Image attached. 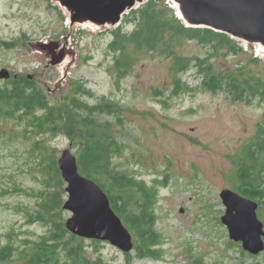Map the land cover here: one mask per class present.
<instances>
[{
  "label": "rangeland",
  "instance_id": "374dc122",
  "mask_svg": "<svg viewBox=\"0 0 264 264\" xmlns=\"http://www.w3.org/2000/svg\"><path fill=\"white\" fill-rule=\"evenodd\" d=\"M165 4L169 6V0ZM131 28L123 25L124 31ZM112 30L70 28L51 0H0V69L12 76H32L30 80L54 107L68 104L74 96L89 106L101 99L117 104L115 115L98 118L110 124L122 145L113 166L148 187L162 183L156 186L153 205L160 242L154 248L159 257H139L133 235L129 254L109 242L73 235L84 247L83 254L91 260L100 257L103 264H264V252L248 255L240 243L229 239L221 223L225 207L219 197L223 189L235 191L231 159L259 126L264 127V104L258 99L250 104L234 102L225 92L204 90L194 63L208 58L210 51L196 41L184 40L177 49L179 55L194 60L189 70L173 75L169 57L145 52L138 53L137 64L118 79L115 52L109 48ZM56 43L57 50L42 49V44ZM240 45L243 53L219 50L208 65L214 70L241 65L264 76V54L258 46ZM63 50L70 52L63 64L50 66L53 52ZM177 79L191 90L173 94ZM79 84L89 94L78 91ZM66 149L75 155L63 133H24L14 122L0 121V249L9 240L17 247L20 241H37L48 234L50 226L35 215L38 205L55 194L64 199L56 221L65 225L72 216L62 208L67 184L59 171L63 185H56L52 167L55 163L58 168ZM258 211L264 224V209ZM0 264L25 263L12 256Z\"/></svg>",
  "mask_w": 264,
  "mask_h": 264
},
{
  "label": "trees",
  "instance_id": "16d2710c",
  "mask_svg": "<svg viewBox=\"0 0 264 264\" xmlns=\"http://www.w3.org/2000/svg\"><path fill=\"white\" fill-rule=\"evenodd\" d=\"M165 1L147 0L125 15L121 24L110 31L113 39L109 48L115 52L117 78L128 74L137 64L136 55L145 52L169 57L173 75L189 70L194 60L179 55L177 49L184 40L196 41L210 51L208 58L197 59L194 63L202 75L201 86L204 90L211 93L225 92L234 102L250 104L258 99L264 104V76L261 73L241 65L227 66L224 70H214L208 65L219 50H225L230 55L243 53L240 43L209 29L185 27ZM125 24L132 28L124 31ZM173 86V94L191 90L185 89L180 79ZM77 90L89 94L80 84ZM117 108V104L105 99L95 106H89L75 96L68 104L54 107L44 91L28 77L12 76L0 82V121H12L24 133L43 135L46 132H60L66 135L76 151L80 174L93 180L107 194L112 210L135 238L138 256L159 257L160 251L154 248L160 242L155 230L153 205L156 186L162 183L156 181L154 186L148 187L113 166V159L122 152V145L109 130L110 124L101 123L98 118L103 114L115 115ZM231 161L235 166L234 190L256 201L258 210L264 209V127H258L253 138ZM52 167L56 185H63L56 164ZM58 195L39 204L35 215L37 221L50 226L49 233L37 241H20L17 247L9 240L0 249V262L17 256L25 264H103L100 257L95 260L87 258L79 239L69 234L63 223L56 221L60 215L57 210L64 200L63 196L60 198ZM257 214L259 217L261 212L257 211Z\"/></svg>",
  "mask_w": 264,
  "mask_h": 264
},
{
  "label": "water",
  "instance_id": "95a60500",
  "mask_svg": "<svg viewBox=\"0 0 264 264\" xmlns=\"http://www.w3.org/2000/svg\"><path fill=\"white\" fill-rule=\"evenodd\" d=\"M146 1L51 0L62 10L70 28L87 26L98 31L115 29L125 15ZM169 2V7L185 27L209 29L247 46L256 45L264 51V0ZM43 48L57 50L59 44H42ZM69 53L65 50L59 54L53 52L49 65L63 64ZM11 77L7 69H0V80ZM57 165L67 184L68 198L62 208L72 213L64 225L66 230L80 238L109 242L129 254L134 247L132 234L112 210L107 194L93 180L80 174L77 157L70 149L62 152ZM219 197L225 207L221 223L226 227L229 239L240 243L242 249L253 256L264 252V224L257 214L258 203L230 189H223Z\"/></svg>",
  "mask_w": 264,
  "mask_h": 264
},
{
  "label": "bare ground",
  "instance_id": "6f19581e",
  "mask_svg": "<svg viewBox=\"0 0 264 264\" xmlns=\"http://www.w3.org/2000/svg\"><path fill=\"white\" fill-rule=\"evenodd\" d=\"M258 50H259L262 54H264V51H263L262 49L258 48Z\"/></svg>",
  "mask_w": 264,
  "mask_h": 264
},
{
  "label": "flooded vegetation",
  "instance_id": "af4514ba",
  "mask_svg": "<svg viewBox=\"0 0 264 264\" xmlns=\"http://www.w3.org/2000/svg\"><path fill=\"white\" fill-rule=\"evenodd\" d=\"M10 72V71H9ZM12 76V75H11ZM18 77V75H16V78ZM259 209V208H258ZM263 253V252H262ZM247 254V253H246ZM261 254V253H260ZM260 254H258L257 256H259ZM248 255H251V254H248ZM253 256V255H252Z\"/></svg>",
  "mask_w": 264,
  "mask_h": 264
}]
</instances>
